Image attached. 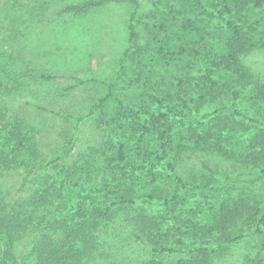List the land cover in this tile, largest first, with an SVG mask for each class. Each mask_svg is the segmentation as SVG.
<instances>
[{
  "label": "trees",
  "instance_id": "16d2710c",
  "mask_svg": "<svg viewBox=\"0 0 264 264\" xmlns=\"http://www.w3.org/2000/svg\"><path fill=\"white\" fill-rule=\"evenodd\" d=\"M110 1L67 5L62 12L80 13ZM209 1L219 13L233 18L223 44L211 49L212 68L226 70L227 75L214 77L211 72L200 76L183 72L174 74L170 68L172 61L201 54L204 47L198 49L180 44L171 49L167 43L172 38L176 17L170 18L167 14L153 23L138 16V8L130 14L129 43L119 60V77L128 76L131 83H141L146 97L148 88L152 102L171 101L199 111L208 101L232 100V104L220 106L207 122L194 125L191 121L192 125L182 134L174 135L162 127L165 113L141 122L142 113L134 112L125 100L117 98L118 109L113 122L119 121L120 125L129 122L137 133L142 131L143 137L148 132L158 134L159 151L167 158L164 159L165 169L171 173L167 182H156L157 177H154L153 183L147 186V182H138L139 177L133 175L137 170L131 166L127 143L121 130L113 129L104 110L118 81L108 83V95L95 105V110L100 109L99 123L108 131V137L102 142L106 150L95 152V161L87 158V162L94 168L89 170V177L92 180L101 176L100 182H79L75 176L79 171L78 161L53 165L55 161L49 160L35 166L41 154L32 123L20 114L12 115L6 102V96L17 92L19 87L11 89L0 82V264H115L111 260L116 255L112 250L115 237L148 247V256L136 258L138 264H215L228 254L232 245L249 237L259 248L249 264H264V203L251 207L245 198L222 197L213 218L199 222L188 202L189 194L197 189H214L215 179L210 177L197 184L198 178L188 179L187 174L195 173L192 169L184 173L179 167L186 150H200L227 157L238 156L247 167L264 174V122L245 117L249 121L246 123L224 112V109H233L240 94L250 87L253 88L252 98L264 103V80L256 77L244 59L252 50L264 49V30H260L259 21L251 23L248 15L263 7L264 0ZM137 22L150 27L145 43L139 42ZM188 25H192L191 21L183 23L185 28ZM193 32L191 38L197 37L194 42L200 46L198 37L202 41L206 37L199 27ZM161 62L164 78L153 81L155 65ZM192 86L200 93L196 98L191 92ZM235 113L240 114L237 109ZM250 123L260 125V130L244 150L234 147L235 139L228 133L244 130ZM138 143L140 164H145L150 157L145 140L139 139ZM203 166L209 169L206 164ZM19 167L29 171L14 192L4 176ZM110 174L115 175L111 180ZM76 191L85 195L77 204H72L71 195ZM150 205L162 207V213L150 215L147 207ZM128 249L118 253L117 263L135 264L128 255L121 257ZM164 255L172 259L165 262L162 260Z\"/></svg>",
  "mask_w": 264,
  "mask_h": 264
},
{
  "label": "rangeland",
  "instance_id": "374dc122",
  "mask_svg": "<svg viewBox=\"0 0 264 264\" xmlns=\"http://www.w3.org/2000/svg\"><path fill=\"white\" fill-rule=\"evenodd\" d=\"M87 1L98 0H0V82L3 81L11 89L19 87L17 92L6 96L10 112L12 115L20 114L32 123L34 139L40 142L41 154L35 166L44 165L49 160L55 161L53 165L78 161L79 171L75 176L79 182H100L102 178L99 174L98 178L92 180L89 177V170L94 168L87 162V158L95 161V152L106 150L102 142L108 137V131L99 123L100 109L95 110V105L108 95V83L118 81L113 96L104 104V110L113 129L121 130L127 143L131 166L137 170L133 175L139 177L138 182H147V186L153 183L154 177H157L156 182H167L171 173L165 169L164 159L167 158H163V153L159 151L158 134L148 132L143 137L142 131L137 133L129 122L123 125L119 121L113 122L118 109L117 98L125 100L134 112L142 113L141 122L165 113L162 127L174 135L182 134L192 122L194 125L207 122L220 106L223 108L232 104V100L208 101L199 111L171 101L158 104L148 96L151 92L148 88L147 97L143 95L141 83H131L128 76L119 77V60L129 43L130 14L138 8V16L153 23L167 14L170 18L176 17L173 19L172 38L167 46L173 50L180 44L198 49L203 46L204 51L176 59L170 63V68L174 74L183 72L200 76L211 72L214 77L228 73L220 68H212L211 49L220 48L223 44L228 34V24L233 18L219 13L209 0H111L100 6L88 7L80 13L62 12L67 5ZM248 15L251 23L259 21L260 30H264V6L252 10ZM188 21L192 25L183 27V23ZM198 27L206 37L204 41L198 37L200 46L194 42L197 37L191 38V33ZM137 31L139 42L145 43L150 27L137 22ZM244 59L256 77L264 80V49H254ZM163 68L162 62L155 65L153 81L164 78ZM191 88L196 98L200 93L193 90L194 86ZM252 95L253 88L250 87L240 94L233 109H224V112L246 123L249 121L245 117L264 122V103L254 100ZM235 109L240 114L235 113ZM260 128V125L250 123L248 128L230 130L228 135L235 139L234 147L244 150ZM139 139L142 142L145 140L147 154L150 155L145 164H140ZM179 167L184 173L192 169L195 173L187 176L190 180L198 178L200 181L197 184L210 177L215 179L214 189H197L189 194L188 202L199 222L213 218L222 197L245 198L251 207L264 203V174L247 167L238 156L186 150ZM27 171L29 169L19 167L6 172L4 180L12 191L17 192L20 187L18 182H22ZM114 177V174H110L108 178L111 180ZM227 178L230 179L226 181ZM84 195L76 191L71 195L70 202L77 204ZM147 207L150 215L162 213L160 206ZM121 238L112 240V250L116 255L111 260L115 264H120L117 263L120 257L118 253L132 246L121 257L128 255L138 264L136 258L148 256V247L144 244H134ZM255 244L254 239L245 237L244 241L232 245L228 254L215 264H249L250 258L259 249ZM171 259L166 255L162 257L165 262Z\"/></svg>",
  "mask_w": 264,
  "mask_h": 264
}]
</instances>
